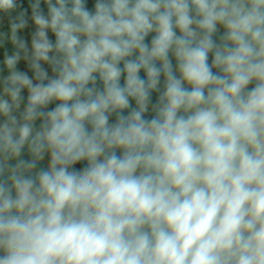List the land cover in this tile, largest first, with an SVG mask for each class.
<instances>
[{
    "label": "clouds",
    "instance_id": "9594fccd",
    "mask_svg": "<svg viewBox=\"0 0 264 264\" xmlns=\"http://www.w3.org/2000/svg\"><path fill=\"white\" fill-rule=\"evenodd\" d=\"M88 4L0 0V264H264V0Z\"/></svg>",
    "mask_w": 264,
    "mask_h": 264
},
{
    "label": "crops",
    "instance_id": "0c3cea01",
    "mask_svg": "<svg viewBox=\"0 0 264 264\" xmlns=\"http://www.w3.org/2000/svg\"><path fill=\"white\" fill-rule=\"evenodd\" d=\"M19 4L21 5V7L19 9H17V12H14L12 15H16L20 10H23V9H27V15L29 17V24L28 26L23 29V30H20L18 35L25 39L26 42L28 43V46L31 47V33L35 30V26L33 24V22L31 21L30 19V16H31V8H30V0H18ZM93 4H94V0H89V8H92L93 7ZM41 8L43 9V11L45 12V14L47 13V8H46V5H44L43 3L41 4ZM10 31V25H9V22H8V18L5 17L2 13H0V32H9ZM152 35L154 34H150V36L148 38H146V43H149L151 42V38H152ZM49 36L50 38L54 41V36L49 33ZM14 46L10 43V41L6 42L2 47H0V78H2L3 76H6L8 73L3 65V59H4V52L7 51L9 55H11L13 52H14ZM209 62H211V56H210V60ZM175 59L173 58V65L175 66ZM122 66V65H121ZM44 67L49 71V75H52L51 73V69L49 68L48 65H44ZM17 68L18 70L20 71H26L28 73V75L30 77L33 76V73L30 69L27 68V62L24 61V60H21L18 65H17ZM215 71V69H214ZM141 77L144 78L145 77V73L143 72V70L141 71L140 73ZM121 83H123V80L121 81ZM0 90H2V86H0ZM22 95L25 96V103H26V97H27V90H24L22 92ZM158 98V94L157 93H153V96H152V101L153 103L157 100ZM55 105H51L50 107H54ZM133 106H134V102H133ZM23 107V105H22ZM151 115H153L152 113H149L148 116L149 118L151 117ZM113 120H114V117H113ZM119 154V153H118ZM25 159L28 158L27 154L25 153L24 157ZM14 163V162H13ZM82 165H77V167H81ZM40 167H46V164H42L40 165Z\"/></svg>",
    "mask_w": 264,
    "mask_h": 264
},
{
    "label": "trees",
    "instance_id": "16d2710c",
    "mask_svg": "<svg viewBox=\"0 0 264 264\" xmlns=\"http://www.w3.org/2000/svg\"><path fill=\"white\" fill-rule=\"evenodd\" d=\"M251 87V86H250Z\"/></svg>",
    "mask_w": 264,
    "mask_h": 264
}]
</instances>
